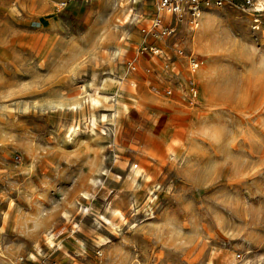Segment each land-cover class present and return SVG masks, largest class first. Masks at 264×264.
Returning a JSON list of instances; mask_svg holds the SVG:
<instances>
[{"label":"rangeland","instance_id":"rangeland-1","mask_svg":"<svg viewBox=\"0 0 264 264\" xmlns=\"http://www.w3.org/2000/svg\"><path fill=\"white\" fill-rule=\"evenodd\" d=\"M157 1L10 0L0 264H264V28Z\"/></svg>","mask_w":264,"mask_h":264},{"label":"built area","instance_id":"built-area-1","mask_svg":"<svg viewBox=\"0 0 264 264\" xmlns=\"http://www.w3.org/2000/svg\"><path fill=\"white\" fill-rule=\"evenodd\" d=\"M65 1H61L60 5L64 6ZM225 4L237 6L234 0H158L156 4L157 15L150 23V27L143 28L141 31L144 33V37L148 34L151 35H168L173 32L172 28L168 24L162 22V14H171L175 17L181 18L183 15L188 14L191 20H195L199 17L200 13L211 7H220ZM242 8H246L251 13V27L253 29L264 28V20L261 18V14L264 11V0H242ZM158 28V30H155ZM145 40V39H144ZM143 40V41H144ZM149 49L152 53H157V48L154 45H143V49ZM178 52L181 53L182 49L178 48ZM191 70H195L198 67L200 61L195 60L191 56L188 57ZM190 97L194 98L196 91L190 90ZM42 264H57L55 261H46Z\"/></svg>","mask_w":264,"mask_h":264},{"label":"bare ground","instance_id":"bare-ground-1","mask_svg":"<svg viewBox=\"0 0 264 264\" xmlns=\"http://www.w3.org/2000/svg\"><path fill=\"white\" fill-rule=\"evenodd\" d=\"M115 79V78H114ZM116 81V80H115ZM117 82V81H116ZM116 82H114L113 80L112 81H107L106 80V82H102L101 83V87L102 88H104V89H111V90H115V91H117L118 92V90H117V88H116ZM82 87V86H81ZM100 92L99 91H96V92H93V96L92 95H90L89 97H88V102H87V106H96V104L98 103V102H100L99 101V99L101 98V95L99 94ZM103 97V96H102ZM77 100V99H76ZM78 104H80V102L77 100L76 102H74L73 103V106L75 107L76 105ZM115 104H117V105H119V102H116ZM114 104V105H115ZM82 106V105H81ZM94 106V107H95ZM122 107L124 108V109H126V106H123L122 105ZM117 108V107H116ZM118 109V108H117ZM94 115V114H93ZM93 120V119H92ZM89 126V125H88ZM92 130V129H91ZM88 131V130H87ZM20 258V257H19Z\"/></svg>","mask_w":264,"mask_h":264},{"label":"crops","instance_id":"crops-1","mask_svg":"<svg viewBox=\"0 0 264 264\" xmlns=\"http://www.w3.org/2000/svg\"><path fill=\"white\" fill-rule=\"evenodd\" d=\"M9 3L10 0H0V18H2L4 15H7V13H9L8 12V10L10 9Z\"/></svg>","mask_w":264,"mask_h":264}]
</instances>
